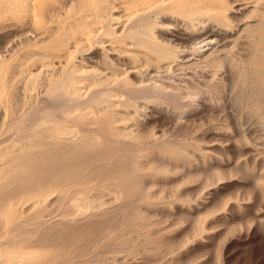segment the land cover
Listing matches in <instances>:
<instances>
[{"label":"bare ground","instance_id":"obj_1","mask_svg":"<svg viewBox=\"0 0 264 264\" xmlns=\"http://www.w3.org/2000/svg\"><path fill=\"white\" fill-rule=\"evenodd\" d=\"M241 15L245 17L242 22ZM7 24L20 26V30L16 31L24 37L20 42L23 45L19 49H14L13 52L9 50L8 53L0 51V162H2L0 163V231L3 225L6 224V227H9L12 225H7V223H14L13 227L16 226L18 232L24 235L16 232L20 235L16 238L11 234L13 231H9L7 234H10L9 236L0 239V264H13L16 260L17 262L26 260L29 264L47 263L50 255L47 251L41 248L36 249L35 246L16 244L17 241H24L28 238L25 235L26 225L32 224L31 221L26 224L24 220L19 219L24 212V210L20 211V206L29 203L25 212L36 209L40 202L48 196L51 197V193L55 190L60 191L59 197L56 198L62 199L65 196L68 192L67 188L61 187L60 190L57 185L61 174L58 177L53 175L55 170L59 171L56 167L61 164L58 162L59 159H63L65 163L64 173L67 176H77L80 173V178L78 177L80 180L77 179L81 183L79 185L83 196L86 195L89 187L93 186L101 193L109 189L114 191L115 195L128 196V199L134 195L141 196L143 200L150 199V190L145 189L139 178V170L142 168L139 157L144 153V155L147 154L142 149L141 143L147 138V134L140 132V129L136 131L133 125H128L124 120L135 118L143 110L139 102H143L142 105H151L155 102L173 104L172 113L181 117L186 111L178 107L184 85L171 80L174 72L178 73L180 69L181 73L186 70L185 68L188 70V68L204 65L211 66L216 74L228 64L236 72V83L242 85L247 80L252 79L253 82L254 79L258 90L263 91L264 89V0H251L249 3L239 0H0V25L6 26ZM234 25L236 29L232 27ZM248 30L250 33L257 34L255 39L253 38L255 47L250 56L245 55L249 56L246 58L248 61L241 59L237 61L233 58L232 49L239 36ZM231 43L234 46L226 47ZM252 82L249 81V84ZM191 92L196 95L191 98L195 99L198 92L196 90ZM260 107H264V104ZM98 133H102L104 139H100ZM125 135L130 137L131 143L122 141L121 144L114 145L111 143L112 140L110 141L111 137H124ZM163 136L157 137L163 140ZM163 142L162 146L160 145L163 152H170L173 155L180 154L178 150L171 151L172 146L169 149V142L164 140ZM97 145L106 146L105 152H110L117 163L126 162L128 168L111 171L106 182L101 181L106 169H100L98 172L100 179L98 181L96 179V182L90 185L87 184L85 167L91 165V161L94 162L95 157L92 158V154H95L94 149ZM13 162L15 164L12 167ZM94 165L97 166L95 163ZM162 167L160 168L157 164L153 171H163ZM9 168L13 170L9 178L15 180L10 184L18 182L19 189L14 187L13 189L18 193L19 190L21 191L20 195L17 193L18 197L12 194L15 196V198L11 196L12 199H7L8 194H4L8 191L7 187L14 185L8 186L10 184L9 182L7 184L5 180V174L8 173ZM54 168L57 169L54 170ZM92 169L94 170V167L90 170ZM43 174L50 178L44 181L45 175L43 178ZM62 175L65 174L62 173ZM41 176L42 179H40ZM62 178L67 180L65 177ZM64 179H61L60 183H63ZM5 184H7V191L4 190ZM9 191L7 193H11V190ZM83 198L87 200L85 196ZM106 202L104 200L105 204ZM83 203V205L82 202L78 205L87 207L89 204L88 202ZM76 209L79 210L78 206ZM76 209L73 212H77ZM35 213L33 211V216ZM68 214H62L63 219L71 222V218L70 220L67 218ZM40 219L37 216L33 222L41 223L43 218ZM140 226L142 227L143 224ZM51 230L54 231V229ZM124 242L128 243L126 240ZM126 245L130 246V244ZM100 252L98 255L95 254V259L93 258L86 264L103 262L106 258L102 256L103 252ZM159 255L157 257H161Z\"/></svg>","mask_w":264,"mask_h":264},{"label":"rangeland","instance_id":"obj_2","mask_svg":"<svg viewBox=\"0 0 264 264\" xmlns=\"http://www.w3.org/2000/svg\"><path fill=\"white\" fill-rule=\"evenodd\" d=\"M239 1L251 2V0ZM242 16L243 15L240 16L242 18L240 19L241 22L245 19V17ZM254 20L256 21L257 19ZM4 26L0 25V51L8 53L9 50H12L13 52L14 49H19V47L23 45L20 42L24 35L16 31L20 30V26L17 24H7L5 27ZM235 26L236 25L232 27L236 29ZM251 33L249 30L248 32L246 31V33L244 31L242 35L239 36L238 42H235L236 47L232 45L233 43L226 46H234L232 52L234 51L233 58L235 60L248 61L246 58H249L255 47L253 38L255 39L257 36L256 33ZM245 55L249 56L246 57ZM203 66L193 67L194 69L188 68V70L185 68L187 71L185 70L181 73L179 69L178 73L174 72L176 76L173 75V78H171L172 81L180 83L182 86L184 85V90H187H183L181 101H179V109H186L181 117L172 113L174 110L173 104L168 105V103L165 102H155V104L151 105H142L143 102H139L143 110L140 111L135 118L124 120L128 125H133L136 131L140 129V132L143 131V133L145 132V134H147V138L145 137L146 139L141 143L142 149H144V152L147 154L144 155V153L139 157L141 169L143 170H139V178L145 189L150 190V199L148 198V200H146V198L143 200L139 195H134V198L129 197L128 199V196L126 197L123 194L115 195L113 194L114 191L109 189L101 193L92 186L91 188L89 187L90 192L89 189L86 191V195L84 196L87 200H84V196L81 194L80 190V173L77 176H67V174L64 173L66 170L65 163L63 159H59L60 161H57L61 162V164H58L59 166L56 165L59 171H57V168H54V170H57H53L55 172H53V175L58 177L61 174L59 176L60 180L64 179L62 177H65L70 181L68 182L64 179L65 182L63 181V183H60L59 180L57 184L58 189L67 188L66 191L68 190V192L65 193L63 198L61 197L62 199H58L56 197H59L58 194H60V191L55 190L54 193H51V197L48 196L40 202L37 207L38 210L36 208L25 212V210L28 209L27 206L29 203L21 204L22 207L20 206V211L24 210V212L20 215L21 217H19V219L24 220L26 224L31 221L32 224L29 223L26 225L27 232H25V235H27L26 237L28 238L24 241H17L16 244L30 245L31 247L35 246L36 249L41 248L47 251L50 255L46 264H86L96 257L95 254L98 255V252H103L104 250L102 256L106 258L104 260L105 262L103 261L99 264H264V107H260L261 104H264V89L263 91L261 89L258 90V87H256L257 82L254 83V79L253 82L252 79L249 80L252 82L250 84L248 80L246 82L247 84L244 83L241 85L236 83V72L233 67L228 64L222 67L218 71L219 73L217 72L216 74H214L211 66ZM192 90L198 92L195 99L191 98L192 96H196L191 92ZM244 91L248 94L250 93V96L254 93V98L244 93ZM254 91H258L257 94H255L256 92ZM255 105L257 107H255ZM238 120L240 121L238 122ZM136 123L140 127L137 126ZM98 134L100 135V139H104L102 133ZM157 136H160L159 138L163 136V140L169 142V149L170 146H172L170 150H178L180 154L173 155V153L170 152H163L161 146L164 142L161 139L160 141ZM177 136L179 137L177 138ZM155 137L157 139H155ZM179 140L181 142L184 141V143L186 142L188 145L186 143H181ZM110 141L114 145H118L121 144L122 141L130 142V137L127 135L124 137L115 136L114 138L111 137ZM156 147L157 149H155ZM105 148L106 146L104 145H97L95 147V154H92V158L95 157L93 158L94 160L92 159L94 162L91 161L90 163L93 165L92 167L91 165L85 167V172H87V184L93 185L96 179L97 181L100 179L98 176L100 169H106L105 175L101 177V181L106 182L108 181L111 171H121L128 168L126 162L117 163L115 157L111 155L110 152V155H107L109 153L108 151L105 152L107 149ZM99 149L102 152H100ZM159 161L163 162L159 163ZM94 163L97 164V166L94 165ZM14 164L15 162L12 163V167ZM157 164L160 168L163 166L162 168L164 170L153 171ZM61 165L62 168L60 167ZM106 165L108 166L107 168ZM93 167L94 170H90ZM9 169L8 173L5 174L7 184L8 182L10 184V182L15 181L9 178L13 171ZM60 170L62 171L60 172ZM153 172L154 174H152ZM62 173L65 175L63 176ZM44 175L45 174L42 175L43 178ZM42 176L40 179H42ZM71 177L73 178L71 179ZM47 178L49 179L50 176L45 175L44 181L48 180ZM74 178H78L79 180H75ZM187 179L191 180L188 181ZM7 184H5L4 190H8L7 192L11 190V193H4L6 195L10 194L6 196L7 199H10L11 196L13 197L14 195L18 197L21 192L20 190L19 193L17 191L19 189V183L17 182L15 184L14 182V185L11 183L13 186L11 184L8 185L12 187H7L6 190ZM15 185L17 187H15ZM13 187L17 188V190L15 191ZM12 191L15 192L12 193ZM106 191H110V194ZM17 193L19 195H17ZM119 196H121V199L118 198ZM78 197L79 199H83L79 200ZM90 197L96 198L91 199ZM96 199H98V201H96ZM94 200L96 202H94ZM104 200L108 203L106 202L105 204ZM76 202H78L77 205H75ZM81 202L82 205L84 204L83 202H88L89 204L87 207H81L78 205L81 204ZM73 204L74 206L72 207ZM96 205H98V207ZM77 206L79 210L76 209ZM95 206L96 208H94ZM75 209L77 212H73ZM135 210L138 214H136ZM33 211L34 213L36 212L34 216ZM58 212L62 213L60 214ZM65 213H69L67 218L69 220L71 218V222H66V220L63 219L64 215L62 214ZM116 215L118 217H116ZM37 216L41 219L43 218L45 222L41 219L42 224L40 222H33L36 220ZM58 216H60L59 219ZM122 217L124 218L121 221ZM25 218H28V221L25 220ZM8 224L12 226L9 225V227H6V224L3 225L0 231V239L9 236L10 234L7 235L9 231H13V233H10L15 235L16 238L20 235H24L18 232L16 226L13 227L14 223H7V225ZM142 224L143 226H147L141 227L140 225ZM51 229H54L55 232ZM135 235H137L138 238L134 237ZM108 238L110 239L108 240ZM123 240H126L128 243ZM39 241H41V243ZM126 244H130V246ZM127 247L128 249H126ZM132 250L134 252H131ZM122 252H125V255ZM160 252L162 254H160ZM158 255L161 257H157ZM16 263L29 264L26 260H20V262L16 260L13 262V264Z\"/></svg>","mask_w":264,"mask_h":264}]
</instances>
